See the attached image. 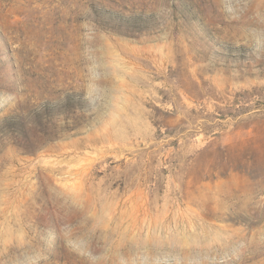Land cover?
<instances>
[{"label": "rangeland", "instance_id": "374dc122", "mask_svg": "<svg viewBox=\"0 0 264 264\" xmlns=\"http://www.w3.org/2000/svg\"><path fill=\"white\" fill-rule=\"evenodd\" d=\"M264 0H0V264H264Z\"/></svg>", "mask_w": 264, "mask_h": 264}, {"label": "bare ground", "instance_id": "6f19581e", "mask_svg": "<svg viewBox=\"0 0 264 264\" xmlns=\"http://www.w3.org/2000/svg\"><path fill=\"white\" fill-rule=\"evenodd\" d=\"M259 252L260 254H263L264 253V244H262L259 248Z\"/></svg>", "mask_w": 264, "mask_h": 264}]
</instances>
